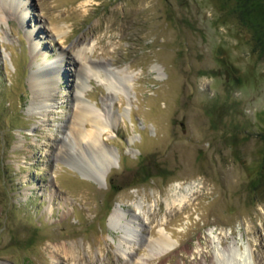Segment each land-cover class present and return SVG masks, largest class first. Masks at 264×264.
Masks as SVG:
<instances>
[{"label": "rangeland", "instance_id": "1", "mask_svg": "<svg viewBox=\"0 0 264 264\" xmlns=\"http://www.w3.org/2000/svg\"><path fill=\"white\" fill-rule=\"evenodd\" d=\"M80 1L0 8V264H264V0ZM58 61L32 107L30 74ZM76 105L107 125L95 143Z\"/></svg>", "mask_w": 264, "mask_h": 264}, {"label": "bare ground", "instance_id": "2", "mask_svg": "<svg viewBox=\"0 0 264 264\" xmlns=\"http://www.w3.org/2000/svg\"><path fill=\"white\" fill-rule=\"evenodd\" d=\"M92 2L93 1L91 0H81L79 3V6L80 8L81 7L86 8V6L91 5ZM0 3L2 5L0 8L3 9L5 5L14 6V4L16 3V0H0ZM87 11H89V8L82 10L84 14H86ZM61 33L62 31H60V29L56 30L57 35ZM93 48H94V43L88 46V44L85 43L83 40L79 43H76L72 47L71 51H73L74 53L77 67L79 68L81 72V73L79 72L78 74L80 77L79 78L80 80L82 78H85L87 71L93 72L95 74L97 72L98 65H95L94 63H92L89 56L87 55L89 52H92ZM64 54L65 53L62 52L60 56ZM60 62L61 61L53 62L49 66H44L40 68L36 62H32L31 64L32 67L39 68L33 71L29 76V83L32 88L31 89L32 90V103H31L32 107L34 106V104H37L36 106L39 108H43L44 104H47L49 106L50 97L52 96L54 92L55 76H57V74L60 72V64H58ZM79 92L80 91H77L75 93V100L80 102V99L78 97ZM76 110L81 112L80 114L82 115L83 118L85 119L89 118L91 120L93 119V122L95 124L94 125L95 130L93 132L91 131L86 134L84 133V136L85 138L88 137L89 140H91V142L95 143L96 140L99 138L98 136L104 133V131L108 129L107 125L104 124L102 121H100V118L98 117V115L93 116V111H91L89 108L85 107L84 105H79V106L76 105ZM186 197H187V192L174 193L171 203L176 204V205H182ZM138 208L141 209V206L138 205ZM119 214H120V210H115L111 216V224L115 226V228L116 226H121ZM123 232H124V237H122V239L118 241L119 244H118L117 250L122 257H125L126 259L128 258V260L130 261V258H131L130 255L132 254L133 249H134L132 244L133 242L136 243L140 237L138 235L139 230L137 229V227L134 228V227H129L127 225L126 227H124ZM147 243L149 245L148 246L146 245V247H149L150 249L152 248L167 249L171 245L169 244L170 243L169 239L163 233H160V236L156 239V241H153V242L148 241ZM229 252L230 253L228 254V256H225L223 252H218V255H217L218 258L214 264H251V262L248 261L247 255L245 253L238 254L236 253L235 249L234 250L229 249ZM147 257L148 258L150 257L149 253L147 254ZM252 264H257V263L255 262Z\"/></svg>", "mask_w": 264, "mask_h": 264}, {"label": "trees", "instance_id": "3", "mask_svg": "<svg viewBox=\"0 0 264 264\" xmlns=\"http://www.w3.org/2000/svg\"><path fill=\"white\" fill-rule=\"evenodd\" d=\"M263 138H264V133H263Z\"/></svg>", "mask_w": 264, "mask_h": 264}]
</instances>
